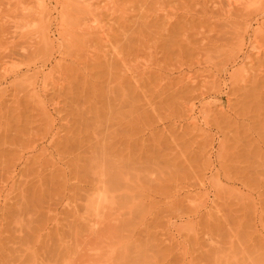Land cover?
Wrapping results in <instances>:
<instances>
[{
  "label": "rangeland",
  "instance_id": "obj_1",
  "mask_svg": "<svg viewBox=\"0 0 264 264\" xmlns=\"http://www.w3.org/2000/svg\"><path fill=\"white\" fill-rule=\"evenodd\" d=\"M244 2L0 0V264H264V0ZM97 173L129 197L84 209Z\"/></svg>",
  "mask_w": 264,
  "mask_h": 264
},
{
  "label": "bare ground",
  "instance_id": "obj_2",
  "mask_svg": "<svg viewBox=\"0 0 264 264\" xmlns=\"http://www.w3.org/2000/svg\"><path fill=\"white\" fill-rule=\"evenodd\" d=\"M237 3H242V2H244L245 0H235ZM255 1H259V0H255ZM247 2V1H246ZM42 1H38V3H37V7L39 8V9H41L42 8ZM247 5H249L250 6V4H248V3H246ZM245 4V2H244V5H246ZM246 7V6H245ZM96 23V22H95ZM43 37L45 38V35H43ZM47 41V40H46ZM116 75V74H115ZM110 76V75H109ZM114 77V76H113ZM117 78V77H116ZM113 79V78H112ZM115 79V78H114ZM28 80V79H27ZM114 83V82H113ZM112 83V84H113ZM33 84V83H32ZM111 84V85H112ZM34 86V85H33ZM115 87V86H114ZM117 88V87H116ZM35 89V88H34ZM32 90V89H31ZM118 90H119V88H118ZM36 91V90H35ZM35 91H33V92H35ZM120 91V90H119ZM45 93V92H44ZM115 93V92H114ZM117 94V93H116ZM34 97H38V93L36 92V93H34V95H33ZM40 99V98H39ZM38 101V100H37ZM45 106V105H44ZM45 111V110H44ZM85 121V120H84ZM80 133V132H79ZM79 142V141H78ZM81 144V143H80ZM79 145V144H78ZM97 147V146H96ZM91 148V147H90ZM98 148V147H97ZM96 148V149H97ZM73 150H74V148H73ZM93 150H94V148H93ZM100 150V151H99ZM103 144H102V147H101V149H100V147L97 149V151H96V153H97V155H99V156H97V155H95V151L92 153L93 155H94V157H93V159L94 160H98V166H100L101 164H103L104 163V161H105V155H107V153H105L106 151H105V149L103 150V151H105L104 153H103ZM67 151V150H66ZM86 151V150H85ZM98 152H100V153H98ZM102 152V153H101ZM74 153V151H72V154ZM76 153V152H75ZM79 153V152H78ZM85 152H83V154H84ZM87 153V152H86ZM71 154V155H72ZM82 154V155H83ZM101 155V156H100ZM98 157V158H97ZM97 166V167H98ZM94 177H93V179L92 180H89L90 181V185L95 189L94 191H93V194L91 195V196H89V197H85L86 199H85V202H86V200H87V202H86V204L87 205H85V207H84V209L85 208H90V207H92V205H93V207L94 206H97L96 208H97V210L95 209V208H93L94 209V211H99L100 209H98L99 208V205L101 206V203H103L107 198H108V196H110V198L108 199V200H110V202L112 203H115V201H113V199L115 200L116 198H114V197H116V195H118L117 196V199L116 200H119V198H127V197H129V196H127V195H129L128 193H127V190H128V188H126L127 186L126 185H128L127 183H128V180H126V179H124L123 180V183L121 182V181H119L118 179H116V178H106L105 176H103L101 173H97V174H94L93 175ZM97 176V177H96ZM120 182H121V184H120ZM122 184H124V185H122ZM124 191H126L125 192V197H124V195H122V196H120L122 193L121 192H124ZM118 192H120V193H118ZM113 195H115L114 197H113ZM120 196V197H119ZM105 203V202H104ZM86 211H89V210H86Z\"/></svg>",
  "mask_w": 264,
  "mask_h": 264
}]
</instances>
